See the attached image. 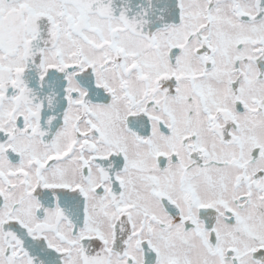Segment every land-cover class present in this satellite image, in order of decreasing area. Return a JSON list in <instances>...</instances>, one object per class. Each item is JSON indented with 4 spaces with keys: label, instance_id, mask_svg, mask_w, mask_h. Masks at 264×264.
<instances>
[{
    "label": "snow or ice",
    "instance_id": "obj_1",
    "mask_svg": "<svg viewBox=\"0 0 264 264\" xmlns=\"http://www.w3.org/2000/svg\"><path fill=\"white\" fill-rule=\"evenodd\" d=\"M0 264H264V0H0Z\"/></svg>",
    "mask_w": 264,
    "mask_h": 264
}]
</instances>
